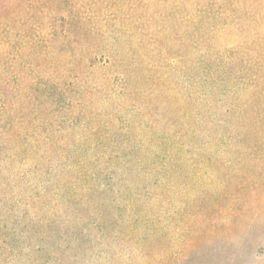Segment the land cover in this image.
<instances>
[{"label": "rangeland", "instance_id": "rangeland-1", "mask_svg": "<svg viewBox=\"0 0 264 264\" xmlns=\"http://www.w3.org/2000/svg\"><path fill=\"white\" fill-rule=\"evenodd\" d=\"M0 264H264V0H0Z\"/></svg>", "mask_w": 264, "mask_h": 264}]
</instances>
